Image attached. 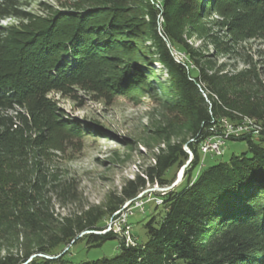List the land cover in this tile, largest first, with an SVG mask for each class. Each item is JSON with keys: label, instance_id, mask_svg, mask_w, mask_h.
Here are the masks:
<instances>
[{"label": "trees", "instance_id": "obj_1", "mask_svg": "<svg viewBox=\"0 0 264 264\" xmlns=\"http://www.w3.org/2000/svg\"><path fill=\"white\" fill-rule=\"evenodd\" d=\"M227 2L240 12L247 4L264 11V0H148L139 15L128 0H108V7H98L79 21L71 14L45 21L42 28L30 32L26 42L16 43L10 28L0 25V264H18L33 251L30 246L22 255H3L2 241L10 233H22L26 236L24 244L33 239L37 251L57 255L59 248L82 239L81 231L100 228L104 213L120 209L148 181L154 182L156 177L160 180L168 169L182 163L181 157L188 158L180 145L169 146L144 175L127 182L122 195L115 196L118 201L111 198L105 212L92 207L60 218L51 212L50 194L60 201L68 197L73 201L77 185L50 178L42 160L46 141L38 127L51 117L48 92L87 77L94 62L101 64L103 54L117 49L125 53L135 50L139 59H146L145 52L142 54L130 40L142 34L149 36L166 68L174 97L192 112L195 142L189 145L195 157L188 174L191 176L185 184L164 194L167 210L159 223L156 219L147 222L143 243L132 245L121 240L114 255L75 259L66 250L56 258L36 257L27 264H264V132L232 137L246 140L248 151L205 166L197 176L194 172L200 164V143L209 137L220 140L212 127L221 117L236 119V111L264 118V83L255 67L210 73L201 62V52L183 38L188 24L196 27L198 17H207L206 11ZM20 3L0 0V21L22 17ZM241 22L237 13L228 23L234 40ZM211 38L213 43H220L218 35L211 34ZM175 44L184 48L195 68L188 59L175 56ZM89 61L93 64L88 67ZM139 64L133 63L130 68L125 64L120 76L114 78V86L131 90L138 80L144 83L148 78L162 77L154 67ZM85 71L86 76L81 77ZM98 71L91 73L97 76L94 81ZM256 137L260 141L255 143ZM85 238L90 248L102 249L116 239V233H90Z\"/></svg>", "mask_w": 264, "mask_h": 264}, {"label": "rangeland", "instance_id": "obj_2", "mask_svg": "<svg viewBox=\"0 0 264 264\" xmlns=\"http://www.w3.org/2000/svg\"><path fill=\"white\" fill-rule=\"evenodd\" d=\"M128 1L130 8L142 15L148 0ZM108 4V0H21L18 9L22 17H8L1 20L0 25L10 28L16 43L26 42L30 32L42 28L45 21L51 22L66 14L73 15L79 21L83 15H89L98 7H108ZM259 10L253 4H247L244 12L236 10L228 2L216 5L206 11L209 12L207 17H198L196 27L188 24L183 38L201 52V62L210 73H234L253 66L264 83V11ZM237 13L241 14L242 22L240 27H236L234 40L228 23ZM211 34L218 35V45L213 43ZM130 40L139 46L141 53L145 52L146 59L150 57L151 60L144 57L139 59L135 50L125 53L117 49L103 54L101 64L98 60V64L87 63L88 67L93 64L91 73L99 70L95 81L96 74L89 73L87 77H82L86 76L85 71L78 81L51 89L46 96L50 101L51 117L38 127L46 141L42 153L45 169L50 178L58 177L77 185V195L73 201L69 197L66 201H60L50 194L51 212L55 216L79 214L91 207L105 212L111 198L118 201L115 196L122 195L127 182L145 173L148 167L155 164L157 155L169 146L180 145L188 153V158L181 157L182 163L168 169L160 180L156 177L154 182L148 181L136 197L123 203L117 214H110L106 210L99 222L100 229L115 232L116 239L105 243L104 248H90L84 235L76 244L65 245L56 252L63 254L70 250L75 259L114 255L119 251L121 240L132 245L143 243L147 238V222L156 219L159 223L167 210L164 194L185 184L191 176L188 174L195 157L189 145V142H195L192 112L174 97L167 70L155 54L149 36L142 34ZM173 52L180 60L188 59L180 45L175 44ZM122 54L125 55L123 61ZM133 63H140L141 67H154L162 77L148 78L144 83L138 80L131 90L116 88L114 78L120 76L125 64L126 68H130ZM188 64L195 68L189 59ZM204 95L209 96L206 91ZM217 127L218 124L214 128ZM210 138L217 141L212 137L206 140ZM220 140L206 151L203 149L206 146H203L204 142L200 143V164L194 168L195 176L205 166L227 160L232 154L248 151L246 140L235 141L222 135ZM259 141L256 137L255 143ZM161 180L168 184L163 185ZM25 237L22 233H10L2 241L3 253L21 255L25 248H33V239L29 237L31 242L24 244ZM30 243L32 245H28ZM85 252L88 254L85 255Z\"/></svg>", "mask_w": 264, "mask_h": 264}, {"label": "water", "instance_id": "obj_3", "mask_svg": "<svg viewBox=\"0 0 264 264\" xmlns=\"http://www.w3.org/2000/svg\"><path fill=\"white\" fill-rule=\"evenodd\" d=\"M233 113H234V115L238 116V118L232 119V118H230L228 116H223V117L220 118V120L217 123L214 124V126L212 127V130L218 129L220 131L219 132L220 136L221 135L222 136H228L229 138L236 137V136H238L240 134H242V135L243 134H252V135L258 136L259 134L264 132V118L253 117V116H250V115H247V114H242V113L236 112V111H233ZM217 124H218V127L214 128V127L217 126ZM217 138H220V137L218 136ZM140 175H144V173H142ZM121 209L122 208L114 211L111 214H114V213L117 214L118 212L121 211ZM84 210H87V209H84ZM53 214H54V212H53ZM71 214L72 213L59 215V216H55L54 215V216L60 218L62 216L71 215ZM106 229L107 228H105L103 231L100 228H98V229H85V230H83V231H81L79 233V237H82V236H84L86 234H90V233L98 234V235L106 234V233L109 232V230L108 229L106 230ZM74 242H75V240H73L71 244H73ZM36 248L37 247H35V246L33 248H31V250H33V251L28 256V258L26 260H24V261H22V260L19 261L18 264H27V263H29L31 260H33L36 257L56 258V257L61 255V254H59L58 256H51L50 253L39 252V251L36 250ZM23 252H22V254H23ZM8 253L9 252L3 253V251H2L3 255L4 254H8ZM10 253H13V252H10ZM13 254L14 255H20V254H15V253H13Z\"/></svg>", "mask_w": 264, "mask_h": 264}, {"label": "built area", "instance_id": "obj_4", "mask_svg": "<svg viewBox=\"0 0 264 264\" xmlns=\"http://www.w3.org/2000/svg\"><path fill=\"white\" fill-rule=\"evenodd\" d=\"M218 141H222V140H218ZM216 142L211 141V138L209 140L204 141L203 146H205V145L206 146L203 149L206 151L208 149V147L213 146V143H216ZM216 145H218V144H216ZM210 148H212V147H210Z\"/></svg>", "mask_w": 264, "mask_h": 264}]
</instances>
